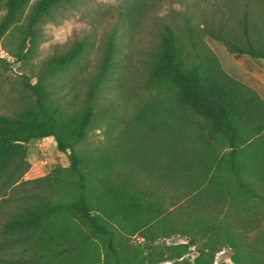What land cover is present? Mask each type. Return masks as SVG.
<instances>
[{"label":"trees","instance_id":"16d2710c","mask_svg":"<svg viewBox=\"0 0 264 264\" xmlns=\"http://www.w3.org/2000/svg\"><path fill=\"white\" fill-rule=\"evenodd\" d=\"M77 1L0 0V42L15 58L28 57L40 25L57 20ZM223 4L226 9L212 11L200 24L189 16L183 27L162 22L145 52L140 81L130 89L123 87L128 54L119 42L126 20L131 23L130 17L146 9L140 0L124 2L86 78L81 102L75 96L70 104L61 102L50 78L80 61L89 49L87 36L45 58L36 80L27 77L30 97L0 113V189L22 185L15 208L1 222L0 249L18 246L23 255L2 256L6 264H100L102 252L103 264H213L221 241L232 247L234 264H264V99L227 72L204 39L207 33L235 55L264 60V0ZM14 30L15 43L9 45ZM119 85L116 100L100 108L102 93ZM100 121L106 123L104 145L93 152L79 146ZM47 135L67 152L68 164L21 179L22 143ZM96 182L118 185L127 204L148 190L159 192L158 204L142 221L144 237L168 233L180 213L188 225L200 222L212 229L192 259L184 255L185 242L168 244L166 253L153 244L140 254L95 211L91 186ZM187 197L190 201L181 203ZM167 198L176 212L172 207L162 213Z\"/></svg>","mask_w":264,"mask_h":264},{"label":"rangeland","instance_id":"374dc122","mask_svg":"<svg viewBox=\"0 0 264 264\" xmlns=\"http://www.w3.org/2000/svg\"><path fill=\"white\" fill-rule=\"evenodd\" d=\"M33 1V0H31ZM126 0H78L76 4L70 6L64 13H58L57 20H47L40 25L37 44L35 50L24 59H17L11 55L0 42V113H6L25 101L29 96V89L25 86V80L33 82L36 80V73L40 70L43 60L49 55L64 50L75 39L87 36L90 40L89 49L77 64L58 75L51 76L52 88L55 96L61 102H68L75 96V102H81L87 87L86 78L94 69L104 45L110 28L119 19V13L124 10ZM146 4L139 15L130 17L131 23L126 20V33L120 38V48L122 53H127V71L123 75L124 89H130L131 85H136L141 74L143 60L146 51L157 39V32L162 22L172 21L183 27L186 16L192 23L200 24L203 17L212 16V11H219V8L226 9V4L233 3L234 0H140ZM234 6V5H233ZM238 9L234 7V9ZM235 9V10H236ZM3 9H0V15ZM130 20V19H129ZM124 28H120L123 31ZM11 43H15L17 32H12ZM206 43L217 53L224 69L239 80L260 88L264 97V60L251 56L242 58L228 51L226 46L209 34H204ZM6 43L8 38L6 37ZM118 88H108L98 99V105H107L110 100H116ZM256 89V88H255ZM260 94V93H259ZM133 99L128 98V107H131ZM121 111V106H116ZM106 137V123L100 121L92 124L79 146L95 150V146L102 147ZM25 148V158L22 162L23 174L21 179L29 178L36 174H45L57 165H67L69 162L67 152L59 150L56 140L52 135L32 138L22 143ZM91 186V198L95 205V211L99 212L109 222L122 232L124 241L134 248V251L145 254L151 249L153 244H161L163 252L166 253L167 245L178 242L187 244V252L184 254L190 259L198 254L199 248L212 226H204L202 223L187 224L186 216L180 213L181 218L168 233L161 231L152 232L153 238L144 237L142 221L147 212L158 204V191L148 190L143 198L135 199L127 204L119 196V186L106 187L101 182H96ZM19 183L0 189V225L8 216L9 211L15 208L18 202L17 195H21L22 190ZM163 196V195H162ZM10 198V199H7ZM190 201V197L182 199L181 203ZM123 205H128L125 207ZM161 206L166 209L174 207V203L163 201ZM199 206V205H198ZM226 206H224L225 208ZM198 208V207H197ZM200 208V206H199ZM167 224V223H166ZM98 243L101 241L98 239ZM233 249L228 243L221 241L217 249L213 252V264H234L231 259ZM18 246L0 249V264H6L3 257L22 256ZM3 256V257H2ZM104 254L101 253L100 264H103ZM170 261H160L151 264H169ZM14 264H22L14 263ZM87 264H91L90 261Z\"/></svg>","mask_w":264,"mask_h":264},{"label":"crops","instance_id":"0c3cea01","mask_svg":"<svg viewBox=\"0 0 264 264\" xmlns=\"http://www.w3.org/2000/svg\"><path fill=\"white\" fill-rule=\"evenodd\" d=\"M248 54H241L240 56H242V58L243 57H245V56H247ZM248 56H251V55H248ZM251 57H253V56H251ZM255 58H257V57H255ZM252 86V85H251ZM254 87V86H253ZM254 88H256V90L260 93V95L263 97V93L261 92V90H260V88H257V87H254ZM263 99H264V97H263Z\"/></svg>","mask_w":264,"mask_h":264}]
</instances>
